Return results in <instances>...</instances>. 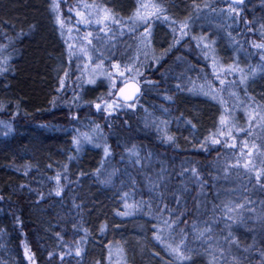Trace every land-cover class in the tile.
<instances>
[{
	"label": "trees",
	"instance_id": "obj_1",
	"mask_svg": "<svg viewBox=\"0 0 264 264\" xmlns=\"http://www.w3.org/2000/svg\"><path fill=\"white\" fill-rule=\"evenodd\" d=\"M84 1L103 5L121 22V41L107 44L113 48V60L124 63L123 52L133 54L126 42L143 32V26L131 20L134 7L150 0ZM57 2L0 0V122H8L0 134V264H213V255L215 264H234L233 256L240 264H264V223L258 219L264 188L252 172L244 173L242 200L225 198L221 167L229 169L228 159L238 151L236 140L221 135L220 118L229 103L216 90L220 80H232L229 98L264 104V51L250 46L257 39L264 42L258 32L264 24V0H248L239 16L234 13L226 20L224 10L233 5L229 0H151L164 9L151 22L150 43L160 59L153 70H145L158 89L150 98L143 92L132 108L121 102L106 114L92 106L105 95L103 82L74 88L64 82L61 87L56 77L55 68L67 50L64 33L55 25ZM184 23L187 27L181 31ZM160 33L166 45L159 42ZM205 40L223 61L243 66V82L216 78V59L207 57ZM140 60L137 57L135 65L140 66ZM235 136L239 144L247 139L243 130ZM253 143L260 146V140ZM133 153L139 154L141 164L134 163ZM254 162L264 170V155ZM192 168L202 178L203 189ZM57 175L61 196L54 194ZM158 175L165 177L159 190L168 186L165 202L172 218L186 206L171 228L163 223L170 213L157 211V189H150L146 179ZM176 189L183 192L180 206L170 194ZM245 200L256 207V215L248 206L230 213L242 219L229 222L236 241L229 245L223 238L229 231L224 227L225 206ZM125 203L134 208L125 209ZM124 211L131 214H117ZM133 220L145 231L141 243L132 237ZM205 224L212 228V239L198 235ZM169 245L187 249L189 259H177ZM77 246L80 256L75 254Z\"/></svg>",
	"mask_w": 264,
	"mask_h": 264
},
{
	"label": "rangeland",
	"instance_id": "obj_2",
	"mask_svg": "<svg viewBox=\"0 0 264 264\" xmlns=\"http://www.w3.org/2000/svg\"><path fill=\"white\" fill-rule=\"evenodd\" d=\"M59 1L61 2V0ZM150 1L143 2L144 5L149 6L146 9H140L141 4L135 5L133 14L138 9L141 11H152L151 5L155 4L151 3ZM60 2H57L59 4L57 17H59L60 23H58L57 19H55V25L60 31H63L64 33L66 40L65 42L67 44V52L63 51V55L59 59L55 68V74L58 80L63 79L65 83H70L73 85V88L79 86L81 83L86 84L88 79H94L95 83L93 84L103 82L105 85L103 88V90L105 89V95L92 105L95 108V112H102L103 114L107 113V111L104 110L103 101L114 100L116 90L124 83L125 79H127V81L134 80L140 83L144 88V93H147V98L155 95L156 90L158 89V84L154 80H151L150 76L148 75L150 73L145 71L149 68L153 70L160 59L159 55L153 50L152 44L150 43V39L153 35L151 23L148 25V33L146 34L145 25L139 21L136 22L143 26L142 36L130 38L129 42H126L127 47H133V54L124 55L125 52H123V57L128 61L126 62L125 60L123 61L124 63L116 62L113 60L114 57L111 56V52H109V50H113V48L111 45H108L107 42L111 43V41H114L119 43L118 41H121L122 39L121 36L124 35L119 31L121 22H115L118 20H115L111 11L99 3L86 2L84 0H75L73 2H70L69 0H63V4H60ZM245 4L247 5L249 2ZM245 4L240 7L237 6V10H242V7H244ZM229 7L224 10V20H226V18H233L232 15H234V13L229 12ZM131 9L132 8L129 10ZM105 10H107V14L110 18L104 21L103 24H97L96 20L105 14ZM78 12L82 15H77ZM153 17L154 16L150 18L151 22ZM85 21L89 22L85 23ZM228 24L231 25L230 22H228ZM115 26L118 28H115ZM101 29L104 30L101 31ZM111 31L114 33V36L111 35ZM258 32H261L259 28ZM89 33H91L90 36L88 35ZM239 34L240 36H243L244 32H240ZM86 36L87 39H85ZM88 40H91L92 43L89 44L87 42ZM159 42L161 44L163 42L164 45L167 44L166 36L164 37L163 33H160ZM256 42L260 43L258 39ZM203 43L206 51L208 52L206 53L207 57H214L216 59V63L212 62V67L216 78L221 77L222 79V77H231L233 79L235 77L238 79V81L241 80L240 77L243 73L242 65H239L238 67L235 65V63L231 64L229 62L223 61V59L218 54L214 53L216 51H213L214 49L211 47L212 42L210 43L211 45H209L208 40H205ZM250 46H252V43ZM127 47H124V50H126ZM248 53L253 54V51H249ZM228 55L230 58L229 53ZM132 56L133 59H131L132 61L129 62V58ZM139 56L141 58V65L137 66L135 65V61ZM152 60L155 61L154 64H151ZM180 61L183 63L184 57H180ZM113 64H118L121 71H125V69L128 67H131L134 72L138 69L140 75H132L128 72H125V78H121L115 69L112 68ZM149 64L150 66L147 67ZM97 65H99V67H97ZM232 69H236V71H233ZM240 70H242V73ZM108 73L112 74L111 79L109 78ZM243 75L245 76L244 73ZM113 81H115V88L112 87ZM231 81L232 80L224 79V84L220 83L216 90L223 92L229 103V107L224 113L226 123L223 125V133H228L230 131L231 136L225 134L223 135V138L227 140H236V143L234 142L233 145L237 147L238 155L230 156L228 163H232V166L229 169L221 167V172L224 178L223 183L226 189L225 198L231 199V201L238 200L237 202H240L245 194L241 193L240 190L242 187L239 186L247 182L246 178H244V176H247L245 174L250 175L251 173L249 169L244 168L243 165L250 161V164L253 163L252 165H249L250 168L253 166L257 170H263V167L254 161L255 159L261 160L264 155V119H261L264 117V104H252L249 100H243L238 96L229 98ZM205 91L211 93L209 87H206ZM117 102L120 105L121 102ZM96 103L101 104V109H96ZM119 107H121V105ZM249 114H251L252 119H250ZM13 120L14 119H11V121ZM6 126L8 127V122L6 120L0 122V134L4 132V130L6 131ZM242 130L244 131V135H247V139L242 138L239 140L241 142V144H239L237 141L238 136L235 135ZM255 140H260V146L253 143ZM227 146L230 148L229 144H227ZM249 152H251L250 156L248 155ZM252 173L255 175L254 172ZM251 188L253 189L254 186H251ZM247 215L252 217L253 214ZM133 222L134 225L136 224V226H134V229L131 233L133 235L132 237L136 243H141V241L144 239L145 231L141 224H137L139 223L138 220H133Z\"/></svg>",
	"mask_w": 264,
	"mask_h": 264
},
{
	"label": "snow or ice",
	"instance_id": "obj_3",
	"mask_svg": "<svg viewBox=\"0 0 264 264\" xmlns=\"http://www.w3.org/2000/svg\"><path fill=\"white\" fill-rule=\"evenodd\" d=\"M243 3H244V0H233V5H231L229 7V12L230 13H235L236 16H239V11L237 10V6H242ZM148 7H149L148 5H144V4L140 5V9H146ZM151 8H152V11H141L140 9H138L133 14V17L131 18L133 23H136L137 21H139L140 23H143L145 25V33L146 34L148 33V25H150V23H151V19L150 18L152 16H156L157 18H159L161 15H163V12H164V9L161 6H159V5H151ZM55 9L56 10L59 9V4H55ZM77 15H82V14L78 12ZM109 18L110 17L107 14V10H105V14L102 17L98 18L96 20V23L97 24H103L104 21L108 20ZM165 19H167V17H165ZM57 21H58V23H60L59 17H57ZM88 22L89 21H85V23H88ZM115 22L119 23V21H115ZM245 23L248 24L249 22L245 21ZM179 27H180L181 31H183V29H185L187 27V24L186 23L180 24ZM260 29H261L260 34H261L262 37H264V24H262L260 26ZM103 30L104 29H101V31H103ZM174 31H175V29H174ZM248 31L249 32L252 31V27L251 26H249ZM88 35L90 36L91 33H89ZM85 39H87V36L85 37ZM87 42L89 44L92 43L91 40H88ZM252 47L264 51V42L257 43L255 41H252ZM261 60L264 61V55L261 56ZM97 67H99V65H97ZM112 68L115 69V71L118 73L119 77H121V78H125V72H128L129 74H132V75H140L138 69L135 70V72H134L131 67L126 68L125 71H121L120 70V66L118 64H113ZM232 70L236 71V69H232ZM255 70L256 69H252L251 71L254 73ZM240 71L242 73V70H240ZM111 75H112L111 73H108V76H109L110 79H111ZM245 78L246 77L242 73L241 77H240L241 82H243L245 80ZM87 83L93 84V83H95V80L94 79H88ZM148 83H151V82H148ZM220 83L224 84V80H220ZM60 85H61V87H63V85H64V80L63 79L60 80ZM112 87L113 88L116 87L115 81L112 82ZM129 90H131V91H129ZM139 91H140V89H139V87L136 84H130V83L127 82V79H125L124 80V86L117 90L116 95L118 96V98H122L121 102L133 101V103H127V107L132 108V107L135 106V103H134L135 94L138 93ZM103 104H104V110L105 111L114 110L115 108H118L120 106L119 103L117 102V100H115V99L111 100V101L104 100ZM95 107H96V109L99 110V109H101V104L100 103H96ZM257 107H259V106H257ZM109 114H111V112H109ZM249 115H250V119H252L251 114H249ZM261 119H264V117H262ZM220 123H221V125H225V123H226L225 118L223 116L220 118ZM97 127H99V126H97ZM82 135L84 136L85 139H89L87 134H82ZM221 135H225V133H221ZM226 135L231 136V132L229 131L228 133H226ZM166 139L168 141H171L173 138L171 136H166ZM211 142L212 143H219L220 141L216 140V139H212ZM76 143L79 144V141L77 140ZM108 154H109V150H108L107 147H105V155H108ZM133 154L136 156V159H135L134 163L138 164V165L141 164V159L139 157V154L138 153H133ZM248 155L250 156L251 152H249ZM249 165H250V161L246 162L243 165V167L246 168V169H249L250 172H254L255 173V175H254L255 181L257 182V184H260V186L262 188H264V183H261V181L264 180V170H257L255 167H251L250 168ZM163 171L164 170L162 169L161 173H163ZM185 171H188V170H185ZM190 171H191L192 175L196 178L195 182L199 185V187L201 189H203L204 188V182H203L202 178L199 177V174L197 173V170L195 168H192ZM179 175L183 176L184 172L182 171L181 173H179ZM146 179H148V183L150 185V189H157V196L160 198V207H158L157 211L158 212H169L170 213L169 218L165 219L163 221V223L166 224L169 228H171L172 225L174 223H176L177 220H179L182 215L185 214L186 206H185V210L184 211L176 210L174 212L175 219H173L172 218L173 210H170L168 204L165 202V197L169 194L168 186L164 185V190L163 191L159 190L161 184L163 183V181L165 179V177L163 175H158L156 177V179H152V178H146ZM59 180H60V176L57 175V177H56L57 187H56L55 193H54L56 196H61V194L63 192V188L59 186ZM21 187H23V186H21ZM182 187H183V192H187L188 191L187 184L184 183L183 181H182ZM183 192L181 191V189H176L175 191H172L170 193L174 197V203L177 206H180L181 203H182ZM127 195H128L127 193L124 194L125 197H127ZM0 199H2V198H0ZM250 204H251L250 201L245 200L244 203H236L234 205H226L225 206L227 211H226L225 219H224V227H225V229H229V231L227 232V235L224 236L223 238L229 243V245H232V244L236 243L235 239L232 237V232L230 231L232 225L229 222L230 221L231 222H236L237 220L242 219V217L240 216L239 213H237L236 215H232L230 213L236 212L237 209H244L246 206H248ZM124 208L125 209H133L134 206L130 205L128 203H125L124 204ZM247 210L249 212L253 213L254 215H256V209L254 207L248 206ZM117 214L118 215H129L131 213H130V211H124V212H118ZM258 219L261 221V223H264V207L261 208V212H260V214L258 216ZM193 228H196L195 224H193ZM84 231L86 233V230H84ZM101 231H103V226L101 228ZM206 234H207V238L208 239H212V234H213L212 233V228L210 226H208L207 224H205V227L202 230L199 231L198 235H199V237H205ZM157 239H159V237H157ZM182 243H183V241H182ZM168 247L176 255L177 259H179V260H187V259H189V257L185 255V252L187 251V249L181 250L180 246L172 248L171 245H169ZM249 247H251V246H249ZM248 250H249L248 248L245 249V251H248ZM81 251H82V249L79 246H77V248L75 250L76 256H80L81 255ZM27 254L28 253L26 251V255ZM52 255H53L52 253H49L50 257ZM260 256H261L262 262H264V250H262L260 252ZM31 258L32 257L30 256L29 259H31ZM60 258H61V260H63V254H61ZM212 261H213V264H215V255L212 256ZM233 261H234V264H240V261L235 256H233Z\"/></svg>",
	"mask_w": 264,
	"mask_h": 264
},
{
	"label": "water",
	"instance_id": "obj_4",
	"mask_svg": "<svg viewBox=\"0 0 264 264\" xmlns=\"http://www.w3.org/2000/svg\"><path fill=\"white\" fill-rule=\"evenodd\" d=\"M232 3H233V0H230ZM245 1H247V0H244V2ZM128 83H130V84H136L138 87H139V89H140V91L138 92V93H136L135 94V97H134V101H136L140 96H141V94H142V92H143V88H142V86L138 83V82H136V81H134V80H129V81H127ZM124 86V83L119 87V88H121V87H123ZM118 88V89H119ZM117 89V90H118ZM129 91H131V90H129ZM116 93H117V91H116ZM116 93H115V99L116 100H118V101H122V98H118V96L116 95ZM131 102H133V101H128V102H123V103H131Z\"/></svg>",
	"mask_w": 264,
	"mask_h": 264
},
{
	"label": "bare ground",
	"instance_id": "obj_5",
	"mask_svg": "<svg viewBox=\"0 0 264 264\" xmlns=\"http://www.w3.org/2000/svg\"><path fill=\"white\" fill-rule=\"evenodd\" d=\"M245 2H248V0H247V1H245ZM127 42H129V41H127ZM143 92H144V90H143Z\"/></svg>",
	"mask_w": 264,
	"mask_h": 264
}]
</instances>
